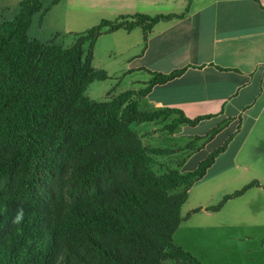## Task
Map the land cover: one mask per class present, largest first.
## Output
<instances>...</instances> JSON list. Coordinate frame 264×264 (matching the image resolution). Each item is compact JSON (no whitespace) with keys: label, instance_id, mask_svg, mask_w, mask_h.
Segmentation results:
<instances>
[{"label":"trees","instance_id":"16d2710c","mask_svg":"<svg viewBox=\"0 0 264 264\" xmlns=\"http://www.w3.org/2000/svg\"><path fill=\"white\" fill-rule=\"evenodd\" d=\"M42 1L21 0L13 18L0 22V264H204L175 244L173 234L201 209L181 215L189 188L228 139L192 170L157 172L154 156L177 149L146 145L131 127L175 114L161 126L172 133L179 124L210 118H189L174 107L139 108L155 84L184 68L151 72L144 88L108 100L85 93L91 82L107 78L92 65L100 35L141 26L146 39L159 20L179 15L102 19L63 46L28 36L33 14L59 0L44 9ZM216 132L212 128L208 135ZM253 186H260L258 180L205 209L217 211ZM21 208L23 219L14 223Z\"/></svg>","mask_w":264,"mask_h":264},{"label":"crops","instance_id":"0c3cea01","mask_svg":"<svg viewBox=\"0 0 264 264\" xmlns=\"http://www.w3.org/2000/svg\"><path fill=\"white\" fill-rule=\"evenodd\" d=\"M20 1L0 0V13L4 15L15 11L16 14ZM49 1L51 0L42 1V9ZM61 1L45 12L41 10L34 13L31 23L34 17H39L40 26H46L49 14ZM64 5L66 13H78L73 26L63 28L64 32L73 34V37L90 29L91 23L98 21L97 25L111 15H117V20L121 16L129 17L128 20L134 19L132 16L136 14L179 15L159 20L147 31L146 39H142L144 31L141 26L135 27L141 28L138 29L139 33L135 28L128 31L136 32L133 45L127 51L128 58L124 59L127 61L125 68L131 69V72L124 71L122 74L126 78L136 73L133 76L135 80H131L130 84L136 83L133 89L138 90L147 85L152 77L151 72L169 73L184 68L179 76L155 84L139 99V108L153 110L174 107L189 118L211 116L194 126L179 124L172 133L161 130V126L175 114L164 122L132 123L131 127L135 126L133 129L144 144L177 149L169 156H154L155 161L158 157H169V161L177 160L169 169L176 168L180 172H186L185 166L195 152L204 149L227 128H232V136L228 138L225 149L219 153L223 155L230 152V157L227 158V165L217 168V173H227L239 168L237 152L228 151V148L229 143L241 134L247 123L239 146L249 142L264 145V134L260 132L262 124L264 125V0H65ZM1 17L5 19L2 15ZM60 19L59 13H56L53 22ZM120 30L110 33L117 34ZM58 33L55 31L51 40L35 35L29 37L48 42L55 41ZM71 42L72 40L68 44ZM120 91L114 87L108 90L107 99ZM202 124L199 134H188L185 131L188 126L197 128ZM212 128H216L217 132L208 135ZM166 133L171 138L182 140L171 141L168 146L159 145L165 143L162 138ZM253 133L256 134L255 137L258 136L257 140L252 139ZM197 136L200 138L194 139ZM190 141H194L193 148L185 149L184 146ZM219 158L216 156L213 164ZM158 164L163 166L161 162ZM241 168L249 169L245 165ZM253 176L260 186H253L242 195L228 199L219 210L211 211L205 209L207 206L199 205L201 209L182 220L178 226L173 234L174 243L190 251L192 255L194 243L208 245V264H264V230L258 229L264 227V176L258 173ZM247 192L251 194L247 202L229 205V202L245 196ZM185 203L181 208L182 216L196 208L192 206L183 211ZM246 206L250 209L248 217H245ZM228 207L231 210L226 211Z\"/></svg>","mask_w":264,"mask_h":264},{"label":"rangeland","instance_id":"374dc122","mask_svg":"<svg viewBox=\"0 0 264 264\" xmlns=\"http://www.w3.org/2000/svg\"><path fill=\"white\" fill-rule=\"evenodd\" d=\"M47 1V0H46ZM50 2V1H49ZM65 0L61 1V4L57 8H55L47 18L46 26H40L39 24V17H34L33 22L31 23L29 30L27 31L28 36H37L38 38H42L47 40L51 37V35L56 31L58 33V37L55 39V43H61L63 46H66L71 40H73V34H67V32L63 31V28L66 26L72 25L76 22V17L78 16L77 12H65ZM54 6V5H53ZM62 10L64 12H62ZM2 12V11H0ZM56 13L60 15V21L53 22V18H55ZM64 13V15H63ZM1 15L5 18L2 19ZM15 15V11L11 14L4 15L0 13V19L9 20L12 19ZM63 15V16H62ZM53 17V18H51ZM63 18H66V20ZM106 18V17H104ZM117 15H111L106 20L116 21ZM93 22V21H90ZM91 23L90 26H94L96 24ZM80 26V24H77ZM76 25V26H77ZM73 26V25H72ZM88 27V28H89ZM74 28V27H73ZM137 33H139L138 29ZM134 33L136 32H128L127 30L121 29L117 34L106 33L102 34L101 37L98 38L96 45L94 47V58L92 61V65L95 69H102L105 70L107 73V78L103 80H94L90 83L86 90V95L94 101H103L106 97V93L108 90H111L113 87L115 89H119V91H125L127 88H132L135 86L136 83H131V80H135L133 76L136 74H130V76L125 78V75L122 72L130 71L131 69L125 68L127 61L125 58H128L127 51L133 45V37ZM63 35V37L61 36ZM116 35V36H113ZM54 37V35H53ZM114 37V38H113ZM30 38V37H29ZM143 39V37H142ZM51 40V38L49 39ZM144 42V41H143ZM110 61V62H108ZM138 77V76H137ZM120 91V92H121ZM108 100V99H107ZM247 123V122H246ZM260 123H263L260 121ZM248 124V123H247ZM247 124L244 125V130H242L241 134L235 136L233 140L229 143V150L234 153L237 152V162L239 163V168H234L233 170L228 171L227 173H217V168L219 166L227 165V158L230 157L227 154H219L217 157H220L216 164H212L206 171L205 177L197 182L194 183L188 191V198L184 205V210L199 205L205 206H212L217 204L225 194H230L235 190L242 188L245 184L249 183L254 179V173L262 174L264 176V145L246 143L244 146H239V141L242 135L245 132V128H247ZM216 123L212 126H215ZM138 127V126H137ZM150 127H152L150 125ZM203 124L200 127L192 128L188 126L185 131L188 134H199L202 130ZM135 128V126H133ZM259 129V128H258ZM182 130V129H181ZM184 130V129H183ZM261 133L264 134V125L261 126ZM260 133V134H261ZM232 128H227L224 132L215 140L210 141L208 145L202 150H199L193 154V156L189 159L187 165L185 166L186 170H192L195 168L200 160H202L210 151L213 149L221 146L225 140H227L230 136H232ZM259 134V135H260ZM255 133L252 134V139L257 140L258 136L255 137ZM262 135V134H261ZM263 136V135H262ZM179 137V136H176ZM254 137V138H253ZM264 137V136H263ZM165 143H159V145L168 146L171 141L174 140H182L177 138H171L170 134H164L163 138ZM263 139V138H262ZM158 141V140H157ZM158 145V144H157ZM257 145V146H256ZM233 153V154H234ZM232 154V153H231ZM229 160V159H228ZM177 160L169 161V157H158V160L155 162V170L158 172H164L170 168ZM163 163V166L159 165L158 163ZM247 166L249 169H243L242 166ZM255 188V187H254ZM249 192L245 194V196L241 198H236L233 202H229L233 205V203H245L250 198ZM198 205V206H197ZM224 205V204H223ZM230 207V206H229ZM229 207L226 211L231 210ZM246 213L245 217L249 215V206H246ZM242 215V212H241ZM242 218L244 216L242 215ZM252 229V228H250ZM264 230V227L258 228ZM194 257H196L200 262L204 264H208L207 260L210 258V249L208 245H204V243H194ZM190 252V251H189Z\"/></svg>","mask_w":264,"mask_h":264},{"label":"clouds","instance_id":"9594fccd","mask_svg":"<svg viewBox=\"0 0 264 264\" xmlns=\"http://www.w3.org/2000/svg\"><path fill=\"white\" fill-rule=\"evenodd\" d=\"M23 216H24L23 209L22 208L18 209L13 222L19 223L23 219Z\"/></svg>","mask_w":264,"mask_h":264}]
</instances>
